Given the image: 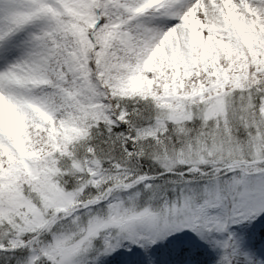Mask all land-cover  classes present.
Returning a JSON list of instances; mask_svg holds the SVG:
<instances>
[{
    "label": "snow or ice",
    "instance_id": "snow-or-ice-1",
    "mask_svg": "<svg viewBox=\"0 0 264 264\" xmlns=\"http://www.w3.org/2000/svg\"><path fill=\"white\" fill-rule=\"evenodd\" d=\"M0 264H264V0H0Z\"/></svg>",
    "mask_w": 264,
    "mask_h": 264
}]
</instances>
